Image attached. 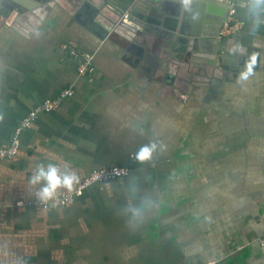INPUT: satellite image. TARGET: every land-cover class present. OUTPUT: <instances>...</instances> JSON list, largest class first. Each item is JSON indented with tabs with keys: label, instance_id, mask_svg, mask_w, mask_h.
<instances>
[{
	"label": "crops",
	"instance_id": "1",
	"mask_svg": "<svg viewBox=\"0 0 264 264\" xmlns=\"http://www.w3.org/2000/svg\"><path fill=\"white\" fill-rule=\"evenodd\" d=\"M35 1L21 2L34 11ZM146 1L188 32L201 31L200 6L224 3L192 0L186 11L180 0ZM64 2L43 18H0V147L29 112L74 90L0 161V264H264V0H246L220 60L203 48L188 67L149 51L140 25L151 31L150 10L125 19L124 0ZM100 18L119 20L104 40ZM70 43L94 55L92 77H79ZM145 146L154 147L141 162ZM41 164L79 182L103 168L131 173L43 210L28 205Z\"/></svg>",
	"mask_w": 264,
	"mask_h": 264
},
{
	"label": "water",
	"instance_id": "2",
	"mask_svg": "<svg viewBox=\"0 0 264 264\" xmlns=\"http://www.w3.org/2000/svg\"><path fill=\"white\" fill-rule=\"evenodd\" d=\"M21 1L22 0H0V18H8L9 20L21 18L30 21L33 19L34 15L43 18L57 6L65 9L67 7L64 2L65 0H36L35 4L37 8L32 11V9L29 10ZM88 1L91 2V0ZM214 1L216 0H208L207 2L209 4H214ZM124 2L125 6L121 7L120 11L121 13L127 12L125 14L127 16L125 19L131 16L137 17V13L150 10L153 19L145 20V22L150 25L149 30L151 31H146L142 25H140V27L143 30L142 33L148 35V41H152L154 45L153 50L149 49V51L155 56L162 58L164 65L166 63H171L176 67L179 66L180 60L185 61L186 64L184 66L186 67L194 66V64L198 65L199 63L194 62L192 57H196V50H203V48L209 51L210 56H213L212 54L214 53L215 47H217L219 49L218 60L222 58L221 54L224 52L226 38H218V31L222 21L225 20L227 16L228 7L224 1L221 5L223 7H221L220 10L209 6L207 8L200 6V15H203L201 18L202 24L199 29L201 31H198V28H194L195 31L193 32H188V30L184 28V24H182L180 28L175 29L174 22L169 21L168 16L176 15V13L165 11L161 6L149 2L147 3L146 0H124ZM142 3H145L147 7H144ZM245 3L246 0H236V16H238L239 10L244 7ZM203 11L204 13H202ZM108 20L110 19L108 18ZM108 20L106 21L100 18L97 22V31L101 33L100 40H104L109 33H114L113 27L118 19L115 21L111 19L112 22ZM174 46L179 50L177 58H172L174 55H168V49ZM187 53L189 54V59H187ZM168 73L171 75L170 72Z\"/></svg>",
	"mask_w": 264,
	"mask_h": 264
},
{
	"label": "built area",
	"instance_id": "3",
	"mask_svg": "<svg viewBox=\"0 0 264 264\" xmlns=\"http://www.w3.org/2000/svg\"><path fill=\"white\" fill-rule=\"evenodd\" d=\"M227 5V16L218 31V38L230 37L235 33L242 30V21L235 14L236 0H224ZM126 18L127 16L124 15ZM64 50L68 52L77 62V71L79 77L90 78L95 73L94 55L82 52L78 49L76 44L70 43L64 45ZM73 89L68 88L63 90L59 95L54 98L45 100L42 104L37 106L34 110L29 112L23 121L17 126L8 144L0 147V161L10 160L16 154L20 146V136L22 132L32 126L34 120L40 114L50 113L56 110L62 102L73 96ZM130 170L127 167L115 166L103 168L100 170L92 171L89 176L79 182L76 188L68 193L55 195L51 200L42 201L40 199L29 202V206H35L43 210L63 208L72 205L75 200L84 194V191L95 184L105 183L113 180L127 178L130 175ZM18 205H22L19 203ZM260 251L264 261V245L260 244Z\"/></svg>",
	"mask_w": 264,
	"mask_h": 264
},
{
	"label": "clouds",
	"instance_id": "4",
	"mask_svg": "<svg viewBox=\"0 0 264 264\" xmlns=\"http://www.w3.org/2000/svg\"><path fill=\"white\" fill-rule=\"evenodd\" d=\"M180 2L186 11H190L192 0H180ZM248 71L250 72L251 68H249ZM241 75L246 77L245 73H242ZM2 119L3 116L0 115V120ZM153 147L145 146L141 148L136 154V158L141 162L150 159ZM30 182L33 185L43 182V186L38 190L37 196L40 200L47 201L55 196L56 191L59 188H65L71 191L73 186L79 182V178L74 172H62L56 165L48 164L45 166L41 164L37 166V171L32 176Z\"/></svg>",
	"mask_w": 264,
	"mask_h": 264
},
{
	"label": "trees",
	"instance_id": "5",
	"mask_svg": "<svg viewBox=\"0 0 264 264\" xmlns=\"http://www.w3.org/2000/svg\"><path fill=\"white\" fill-rule=\"evenodd\" d=\"M41 209V208H40ZM57 209V208H56Z\"/></svg>",
	"mask_w": 264,
	"mask_h": 264
}]
</instances>
